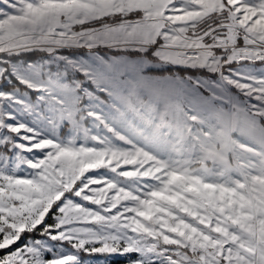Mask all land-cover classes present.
<instances>
[{"label": "snow or ice", "instance_id": "1", "mask_svg": "<svg viewBox=\"0 0 264 264\" xmlns=\"http://www.w3.org/2000/svg\"><path fill=\"white\" fill-rule=\"evenodd\" d=\"M0 264H264V0H0Z\"/></svg>", "mask_w": 264, "mask_h": 264}]
</instances>
